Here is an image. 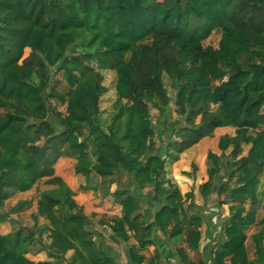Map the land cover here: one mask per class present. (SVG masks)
Returning a JSON list of instances; mask_svg holds the SVG:
<instances>
[{"label":"trees","instance_id":"1","mask_svg":"<svg viewBox=\"0 0 264 264\" xmlns=\"http://www.w3.org/2000/svg\"><path fill=\"white\" fill-rule=\"evenodd\" d=\"M217 29L218 46L205 45ZM106 70L116 74L108 121ZM0 107V223L13 226L0 232V264H122L56 174L63 156L75 159L82 190L120 205L101 223L126 244L127 264H264V0H0ZM152 108L167 135L159 143ZM220 127L235 133L207 153L199 191L205 202L216 193L229 215L196 262L190 251L201 249L205 216L168 163ZM43 179L51 187L33 225H22L11 214L29 202L10 210L6 202ZM159 232L172 244L166 257Z\"/></svg>","mask_w":264,"mask_h":264},{"label":"rangeland","instance_id":"2","mask_svg":"<svg viewBox=\"0 0 264 264\" xmlns=\"http://www.w3.org/2000/svg\"><path fill=\"white\" fill-rule=\"evenodd\" d=\"M221 36V31L219 29L215 30L212 35L205 40V45H213L218 46L219 39ZM31 53L30 48L25 49L24 58L28 57ZM105 76V84L108 88L107 92L103 95L101 100V108H102V118L106 121L109 120L110 114L113 111V103L116 98V74L113 71L106 70L104 71ZM167 86L169 87L170 94L172 97L175 96V91L170 85L167 77H165ZM53 83L58 89H65L66 82L62 79L61 73H56L53 75ZM55 104V100L53 101ZM59 108L65 111L64 105H59ZM172 108L175 109V105H172ZM5 110L0 107V114L4 113ZM153 120L158 128L159 135L157 136L158 143L166 140L167 135L160 134V127L158 122V111L154 108L151 109ZM175 116L176 113L173 112ZM223 133L234 134L235 129L232 127H220L216 129L212 136L204 138L198 144L190 147L185 152L180 155V159L168 163V173L169 175L175 179L178 185L181 188L183 193L188 191H193L195 194V203L198 210L205 216V221L202 224L203 230V239L201 249L199 251H190V257L198 262L199 259L203 257V251L206 249L210 240L217 239L221 233V222L225 217L229 215L228 205L223 207V210L217 206L218 199L216 198V193H214L211 199L208 202H205L200 191L199 185L208 179V160L207 153L212 150L217 153H220L218 149V138ZM75 159L71 156H63L61 157L56 165L55 170L56 174L62 176L68 184L76 191L75 199L79 204L84 206L85 212L89 216L92 217V224L96 228L98 232H101L105 238L109 246L112 248L113 254L118 258L119 262L122 264H127V256H126V244L124 242H114L109 239V233L105 226L101 223V221L109 220L111 217L121 213L120 205L113 202V199L110 195H104L101 192H94L93 190L84 191L80 187V183L83 180V177L78 175L74 169ZM46 179H43L37 183L28 193L21 194L16 193L12 196L7 202L5 208L7 210L12 209L18 203L19 199L27 198L29 200L26 206L20 210L11 214V217L17 219L20 224L25 226H32L33 219L32 213L36 210L37 201L39 198V192L44 189L51 187L47 185ZM125 180V178H124ZM262 187L261 190H264V175L262 176ZM117 188V184L113 183L111 189L114 190ZM150 188H146L141 190V195H145ZM144 205V204H143ZM264 214V202L260 209V216ZM44 220L40 218V223ZM13 226L9 221H5L0 223V231L6 232L12 230ZM256 227H252L248 230V234L256 231ZM161 239L160 246L162 251L164 252V256H167L168 248L172 246L167 238L159 232ZM135 240L132 239L131 242ZM179 242L177 245H181ZM169 246V247H168ZM155 252V246H150L144 253L147 257H150ZM249 252L250 257H254V247L249 241ZM28 256L32 258H46V254H28ZM169 260V259H168ZM169 263L165 261V264H180L178 261L169 260ZM65 264V263H64Z\"/></svg>","mask_w":264,"mask_h":264},{"label":"crops","instance_id":"3","mask_svg":"<svg viewBox=\"0 0 264 264\" xmlns=\"http://www.w3.org/2000/svg\"><path fill=\"white\" fill-rule=\"evenodd\" d=\"M67 183H68V182H67ZM36 185H37V184H36ZM36 185H35V186H36ZM44 189H45V188H44ZM42 190H43V189H42ZM42 190H41V191H42ZM73 190H74V189H73ZM29 191H30V190H29ZM29 191L18 192V193L25 194V193H28ZM41 191H40V192H41ZM40 192H39V195H40ZM38 199H39V198H38ZM19 200H27V198L24 197V198L19 199ZM19 200H18V201H19ZM27 201H29V200H27ZM29 202H30V201H29ZM37 202H38V201H37ZM36 207H37V206H36ZM10 231H11V230L6 231V232H1V231H0V232H1V233H8V232H10ZM29 257H30V256H29ZM30 258H31V259H35V260L44 259V258H32V257H30Z\"/></svg>","mask_w":264,"mask_h":264}]
</instances>
